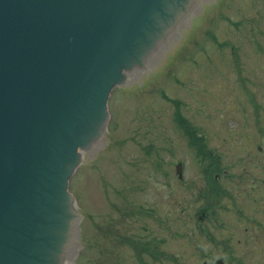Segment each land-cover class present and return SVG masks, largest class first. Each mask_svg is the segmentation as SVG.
<instances>
[{"label":"rangeland","instance_id":"rangeland-1","mask_svg":"<svg viewBox=\"0 0 264 264\" xmlns=\"http://www.w3.org/2000/svg\"><path fill=\"white\" fill-rule=\"evenodd\" d=\"M108 110L105 146L70 180L84 245L71 264H199L203 210L207 240L222 211L264 210V0L199 1Z\"/></svg>","mask_w":264,"mask_h":264},{"label":"water","instance_id":"water-1","mask_svg":"<svg viewBox=\"0 0 264 264\" xmlns=\"http://www.w3.org/2000/svg\"><path fill=\"white\" fill-rule=\"evenodd\" d=\"M199 1L0 0V264H71L69 181L106 144L111 91L142 84Z\"/></svg>","mask_w":264,"mask_h":264},{"label":"flooded vegetation","instance_id":"flooded-vegetation-1","mask_svg":"<svg viewBox=\"0 0 264 264\" xmlns=\"http://www.w3.org/2000/svg\"><path fill=\"white\" fill-rule=\"evenodd\" d=\"M207 211L198 215V228L205 238L198 245L199 264H264V210L222 211L217 216L218 235L208 240L201 226L206 216L213 217Z\"/></svg>","mask_w":264,"mask_h":264},{"label":"bare ground","instance_id":"bare-ground-1","mask_svg":"<svg viewBox=\"0 0 264 264\" xmlns=\"http://www.w3.org/2000/svg\"><path fill=\"white\" fill-rule=\"evenodd\" d=\"M190 16V15H189ZM74 257V256H73Z\"/></svg>","mask_w":264,"mask_h":264}]
</instances>
